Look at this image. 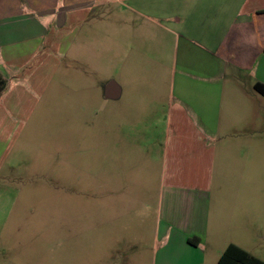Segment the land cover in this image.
Wrapping results in <instances>:
<instances>
[{"label": "rangeland", "instance_id": "1", "mask_svg": "<svg viewBox=\"0 0 264 264\" xmlns=\"http://www.w3.org/2000/svg\"><path fill=\"white\" fill-rule=\"evenodd\" d=\"M137 1L147 4L151 30H130V21L146 22L132 10L135 0H97L18 82L8 79L0 100V264H150L160 165H145L143 151L153 123L165 128L174 41L161 28L166 1ZM110 81L117 98L105 97ZM249 103V128L264 140V104ZM262 166V194L238 232L264 261Z\"/></svg>", "mask_w": 264, "mask_h": 264}, {"label": "crops", "instance_id": "2", "mask_svg": "<svg viewBox=\"0 0 264 264\" xmlns=\"http://www.w3.org/2000/svg\"><path fill=\"white\" fill-rule=\"evenodd\" d=\"M165 1L161 28L174 41L170 105L165 128L153 123L150 151H143L145 165H160L149 260L218 264L229 244L248 252L238 230H247L250 202L263 191L264 140L249 128V98L264 104L254 89L264 85V0ZM97 4L0 0V100L8 79L18 82L76 14ZM133 4L146 22L130 21V30H151L147 4ZM109 91L120 96L116 83Z\"/></svg>", "mask_w": 264, "mask_h": 264}, {"label": "trees", "instance_id": "3", "mask_svg": "<svg viewBox=\"0 0 264 264\" xmlns=\"http://www.w3.org/2000/svg\"><path fill=\"white\" fill-rule=\"evenodd\" d=\"M254 89L264 97L263 84L256 83ZM218 264H264V261L250 255L235 244H229L220 255Z\"/></svg>", "mask_w": 264, "mask_h": 264}, {"label": "water", "instance_id": "4", "mask_svg": "<svg viewBox=\"0 0 264 264\" xmlns=\"http://www.w3.org/2000/svg\"><path fill=\"white\" fill-rule=\"evenodd\" d=\"M115 83L113 82V81H110L107 85H106V87H105V97H107V98H113V97H117L118 96V94H112V93H110V91H109V88L112 86V85H114Z\"/></svg>", "mask_w": 264, "mask_h": 264}]
</instances>
